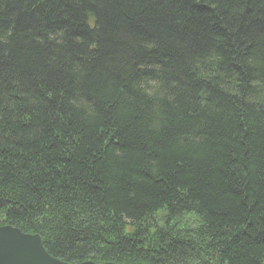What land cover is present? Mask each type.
<instances>
[{
  "label": "trees",
  "instance_id": "1",
  "mask_svg": "<svg viewBox=\"0 0 264 264\" xmlns=\"http://www.w3.org/2000/svg\"><path fill=\"white\" fill-rule=\"evenodd\" d=\"M67 264H264V0H0V227Z\"/></svg>",
  "mask_w": 264,
  "mask_h": 264
},
{
  "label": "water",
  "instance_id": "2",
  "mask_svg": "<svg viewBox=\"0 0 264 264\" xmlns=\"http://www.w3.org/2000/svg\"><path fill=\"white\" fill-rule=\"evenodd\" d=\"M0 264H67L52 258L38 235H27L9 226L0 227ZM80 264H94L85 262ZM114 264V263H103Z\"/></svg>",
  "mask_w": 264,
  "mask_h": 264
}]
</instances>
